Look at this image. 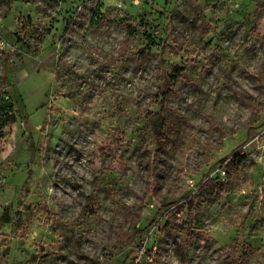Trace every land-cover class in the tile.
I'll return each instance as SVG.
<instances>
[{
    "label": "rangeland",
    "instance_id": "rangeland-1",
    "mask_svg": "<svg viewBox=\"0 0 264 264\" xmlns=\"http://www.w3.org/2000/svg\"><path fill=\"white\" fill-rule=\"evenodd\" d=\"M264 264V0H0L2 264Z\"/></svg>",
    "mask_w": 264,
    "mask_h": 264
},
{
    "label": "built area",
    "instance_id": "built-area-1",
    "mask_svg": "<svg viewBox=\"0 0 264 264\" xmlns=\"http://www.w3.org/2000/svg\"><path fill=\"white\" fill-rule=\"evenodd\" d=\"M144 251H145V244H141V246L137 248L134 254L132 264H143Z\"/></svg>",
    "mask_w": 264,
    "mask_h": 264
},
{
    "label": "trees",
    "instance_id": "trees-1",
    "mask_svg": "<svg viewBox=\"0 0 264 264\" xmlns=\"http://www.w3.org/2000/svg\"><path fill=\"white\" fill-rule=\"evenodd\" d=\"M0 264H2V262L0 261Z\"/></svg>",
    "mask_w": 264,
    "mask_h": 264
}]
</instances>
